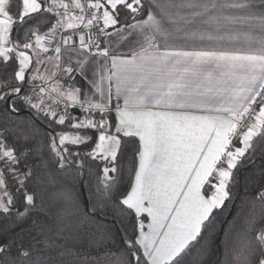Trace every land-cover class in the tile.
I'll list each match as a JSON object with an SVG mask.
<instances>
[{"label":"snow or ice","instance_id":"1","mask_svg":"<svg viewBox=\"0 0 264 264\" xmlns=\"http://www.w3.org/2000/svg\"><path fill=\"white\" fill-rule=\"evenodd\" d=\"M237 200L230 264H264V0H0V264H213Z\"/></svg>","mask_w":264,"mask_h":264},{"label":"trees","instance_id":"2","mask_svg":"<svg viewBox=\"0 0 264 264\" xmlns=\"http://www.w3.org/2000/svg\"><path fill=\"white\" fill-rule=\"evenodd\" d=\"M134 145H129L125 153L128 160H131ZM49 177L45 176L41 183L43 189V199L47 208L55 213L59 209L70 210L71 205L67 204L63 199L64 192H70L73 195H80L81 199H86L88 195L87 182L88 176L78 177L76 172L69 169L67 171H57L51 178L53 182H49ZM94 179V178H93ZM121 179L123 186L127 187L130 179L127 172V165ZM249 208L243 205L240 200L229 205L228 209L218 217V221L213 229L204 233V241L209 247V258L213 264H230L234 253L231 245H226L225 241L230 236L239 238L244 218L247 216ZM111 218L97 217L96 221H85L77 224L74 231L84 238H94L100 235V229L103 227H112ZM195 251V250H194ZM196 256L190 260V264H196Z\"/></svg>","mask_w":264,"mask_h":264},{"label":"crops","instance_id":"3","mask_svg":"<svg viewBox=\"0 0 264 264\" xmlns=\"http://www.w3.org/2000/svg\"><path fill=\"white\" fill-rule=\"evenodd\" d=\"M237 10H233V9H225L224 10V14H235ZM196 44H200L199 41L195 42ZM204 44L206 45L207 42H204ZM193 45L192 41H188L187 44L185 45L186 47H190ZM225 46H232L229 42H225ZM237 46H240L239 44H237ZM122 51H127L126 49H122Z\"/></svg>","mask_w":264,"mask_h":264}]
</instances>
